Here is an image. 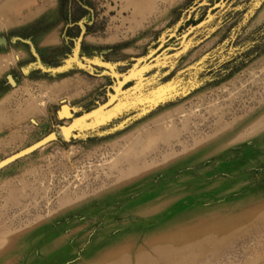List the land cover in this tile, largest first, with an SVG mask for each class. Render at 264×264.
Returning a JSON list of instances; mask_svg holds the SVG:
<instances>
[{"label":"rangeland","instance_id":"rangeland-1","mask_svg":"<svg viewBox=\"0 0 264 264\" xmlns=\"http://www.w3.org/2000/svg\"><path fill=\"white\" fill-rule=\"evenodd\" d=\"M218 1L0 0V161L56 135L0 170V264H264V0H224L60 134ZM81 29L90 70L54 71Z\"/></svg>","mask_w":264,"mask_h":264},{"label":"water","instance_id":"water-1","mask_svg":"<svg viewBox=\"0 0 264 264\" xmlns=\"http://www.w3.org/2000/svg\"><path fill=\"white\" fill-rule=\"evenodd\" d=\"M223 1L224 0H219L217 3L212 5L207 10L206 15H205L203 20H201L197 24L191 26L188 30H186L181 35H179V36H175L173 34L169 35L162 43H160L156 47L155 50H153L147 56L142 58L137 64H135L134 67L120 81H117L113 86H111L112 92L108 94V98H107L106 102H104L102 105L96 107L95 109H93V110H91V111H89V112H87V113H85L79 117L72 119V121H70L67 125L61 126L60 127V134L63 137L67 138L73 132H75L80 127H82L90 119L95 118L99 115H108L109 113H111L113 110L114 104L112 106L111 105L107 106V105L113 99V97H115L116 94L118 93V95L115 99V101H117L118 96L122 92V89L124 88V86L126 84H128L130 81H132L133 79H135L138 75H140L153 62L158 60L165 52H167L168 50L179 51L182 48L185 40L188 38V36L190 34H192L194 31H196L197 29L203 27L208 22H210V20L212 19V12L214 10H216L217 8H219L223 4ZM172 38L178 39L179 45L177 47H166L165 43ZM82 39H83V30L81 29L80 35L78 36V38L76 40L75 50L73 52L72 57L66 62V64L63 67L59 68L58 70H54V71H60V70L67 68L70 66V64L72 62L76 63L77 65H79L81 67H86L90 70L89 66L82 64L78 60V56H79V52H80V45H81ZM8 83L10 86L15 85L14 80L10 77H8ZM117 89H119L118 92H117ZM60 109L61 110L67 109V114L62 116V117L68 118V119L72 118L71 111L67 105L62 104ZM68 109H69V111H68ZM55 140H56V135L53 133H50V134L44 136L43 138H41L37 142L33 143L32 145H30V146H28V147H26V148H24V149H22L16 153L12 154V155H10L9 157H6L2 161H0V170H2L3 168L7 167L8 165L14 163L15 161H17L21 158H24L27 155H30L31 153L43 148L44 146L50 144L51 142H53Z\"/></svg>","mask_w":264,"mask_h":264},{"label":"bare ground","instance_id":"bare-ground-1","mask_svg":"<svg viewBox=\"0 0 264 264\" xmlns=\"http://www.w3.org/2000/svg\"><path fill=\"white\" fill-rule=\"evenodd\" d=\"M1 14H3V11H0V15ZM118 90L119 89H117V92H118ZM117 95H118V93L116 94V96L115 97H113V99L108 103V105L107 106H109V105H113V104H115V99H116V97H117ZM107 101V100H106ZM106 106V107H107ZM61 110V109H60ZM68 111H69V109H68ZM61 114H62V116H64V115H66L67 114V109H63V110H61ZM32 145V144H31ZM30 146V145H29ZM22 150V149H21ZM9 157V156H8ZM2 161V160H1ZM181 238H183V235L181 234V233H179V232H177V233H174L173 235H166L165 237H163L162 239L164 240V241H166V243L169 245V246H171V245H175V243L176 242H178V240H180Z\"/></svg>","mask_w":264,"mask_h":264},{"label":"trees","instance_id":"trees-1","mask_svg":"<svg viewBox=\"0 0 264 264\" xmlns=\"http://www.w3.org/2000/svg\"><path fill=\"white\" fill-rule=\"evenodd\" d=\"M263 31H264L263 28L260 29V30L257 32V35L260 36V34L263 33ZM178 45H179V42L177 43V46H178ZM160 59H161V57H160L158 60H160ZM158 60H156L155 62H153V63H152L147 69H145L140 75H138L135 79H133V80L130 81L129 83H133V82H135L136 79H138V78L143 77L144 75H146L147 70H148L151 66H153V64L156 63ZM235 69H237V67H236V68H232V69H230L228 72L231 73V72H233Z\"/></svg>","mask_w":264,"mask_h":264}]
</instances>
